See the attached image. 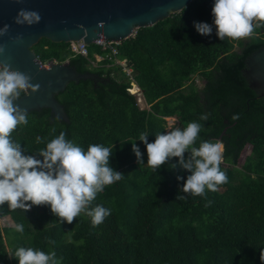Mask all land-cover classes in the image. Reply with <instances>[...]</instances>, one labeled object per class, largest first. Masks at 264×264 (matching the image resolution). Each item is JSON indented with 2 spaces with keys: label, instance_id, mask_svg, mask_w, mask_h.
I'll use <instances>...</instances> for the list:
<instances>
[{
  "label": "trees",
  "instance_id": "trees-1",
  "mask_svg": "<svg viewBox=\"0 0 264 264\" xmlns=\"http://www.w3.org/2000/svg\"><path fill=\"white\" fill-rule=\"evenodd\" d=\"M214 2L192 0L117 45V57L132 69L131 81L148 108H140L128 92L131 81L121 66L108 59L91 66L93 54L102 53L99 46L88 45L87 57L73 54L67 42L41 38L32 46L42 63L67 61L77 72L99 78L71 81L55 95L68 122L54 118L49 108L31 110L28 124L18 126L12 139L25 155L41 160L36 152L61 131L85 151L91 144H112L109 164L124 176L105 186L89 206L111 210L96 227L86 212L69 224L60 222L48 205L24 212L11 210L7 203L0 206V218L9 216L13 222L0 226V264H13L7 246L12 254L21 246L55 252L59 264H264V97L256 96L243 75L247 57L264 46V28L240 40H219L214 25L210 35H201L194 23H213ZM195 75L202 87L191 84L185 91ZM203 114L206 121L200 120ZM165 117H176L181 129L189 122L201 123L194 147L221 137V169L228 182L215 192L206 189L207 199L182 191L191 173L176 157L155 172L147 165L139 134L147 132L148 142H154L156 133H166ZM133 143L143 163H137ZM246 144L250 152L238 166ZM184 155L187 159L189 153ZM178 193L186 199H176ZM207 201L211 204L206 207ZM16 224L24 226L22 233Z\"/></svg>",
  "mask_w": 264,
  "mask_h": 264
},
{
  "label": "clouds",
  "instance_id": "clouds-1",
  "mask_svg": "<svg viewBox=\"0 0 264 264\" xmlns=\"http://www.w3.org/2000/svg\"><path fill=\"white\" fill-rule=\"evenodd\" d=\"M213 23H194L198 33L210 35L215 26L219 40L226 37L240 40L251 37L255 30L264 28V0H215L212 9ZM41 15L36 10L20 8L13 22L17 25L39 23ZM10 26L0 27V36L8 34ZM22 42V34L12 37ZM4 47L0 45V53ZM32 76L0 62V206L7 203L11 210L28 211L33 205H48L60 222L71 224L81 212L91 218L96 227L102 224L111 210L96 205L89 207L107 185L123 178V174L109 164L113 145L91 144L85 151L81 146L66 139L61 131L46 144V148L36 152L43 159L25 155L20 143L12 139V133L20 125L28 124V110L14 101L22 94L29 95L40 90L39 83H31ZM238 116H233L237 119ZM207 114L200 116L206 121ZM202 125L189 122L183 129L170 127L166 133L155 134L154 142H148V133L141 132L138 139L145 144L147 165L156 169L176 157L179 166L191 174L186 177L182 191L193 196L206 198V189L217 191L218 186L228 182L226 172L221 169L224 146L220 141H201L199 147L193 145L199 138ZM37 136L36 142L41 143ZM132 151L137 163H143L139 147L133 143ZM189 153L185 159V153ZM175 169L177 164L169 163ZM182 179L181 176L176 177ZM183 201L186 195L176 196ZM27 202V203H26ZM207 201L205 206H209ZM15 230L22 233L24 226L16 224ZM48 243L54 241L45 238ZM18 258V264H59L55 252H44L32 247H18L10 257ZM264 261V255L260 256Z\"/></svg>",
  "mask_w": 264,
  "mask_h": 264
},
{
  "label": "water",
  "instance_id": "water-1",
  "mask_svg": "<svg viewBox=\"0 0 264 264\" xmlns=\"http://www.w3.org/2000/svg\"><path fill=\"white\" fill-rule=\"evenodd\" d=\"M192 0H0V27L10 26L8 34L0 36V62L32 76L40 90L23 95L14 103L26 110L49 108L54 118L69 121L55 95L66 85L99 76L93 72L79 73L67 61H49L47 66L32 50L41 38L52 42L82 40L87 45L95 39L122 41L140 27L150 26L186 7ZM20 8L36 10L41 20L31 26L13 22ZM22 34V42L12 39ZM243 75L257 97H264V46L245 60Z\"/></svg>",
  "mask_w": 264,
  "mask_h": 264
},
{
  "label": "built area",
  "instance_id": "built-area-1",
  "mask_svg": "<svg viewBox=\"0 0 264 264\" xmlns=\"http://www.w3.org/2000/svg\"><path fill=\"white\" fill-rule=\"evenodd\" d=\"M135 32L136 31H134L131 36H134ZM119 42L120 41L107 39V38L95 39L93 41V44L99 46L101 48L102 53H94L93 54V58L90 59L89 61H90L91 66H96L104 59L111 60L113 62V64L121 66L122 71L124 72V74L127 77L130 78V81H131V79H132V77H131L132 69L127 66L125 59H119L117 57V54H118L117 45L119 44ZM69 48H70V51L73 54L82 55L84 57L88 56V53H89L88 45L82 40L69 42ZM48 62L42 63V64L44 66H47ZM131 85L132 86L135 85L137 87L138 91L140 92V94L142 95L139 87L133 81L130 82V87L127 88L129 93L134 95V93L131 91V87H132ZM165 119H167V121H168V117H165ZM174 125H175V123L172 122L171 127L174 126Z\"/></svg>",
  "mask_w": 264,
  "mask_h": 264
},
{
  "label": "rangeland",
  "instance_id": "rangeland-1",
  "mask_svg": "<svg viewBox=\"0 0 264 264\" xmlns=\"http://www.w3.org/2000/svg\"><path fill=\"white\" fill-rule=\"evenodd\" d=\"M115 65V64H113ZM117 66V65H115ZM126 76V75H125ZM193 84L197 89L201 88L202 87V81L200 80V78H198V76H193L189 82L186 84L184 90L185 91H188L189 88L188 86L190 87V85ZM132 86V85H131ZM140 89V88H139ZM141 91V90H140ZM142 93V91H141ZM131 94V93H130ZM135 98H136V101H137V104L139 105L140 108H148L149 106L145 103L144 99H143V96L140 94V92L138 91L136 94H134ZM166 120V132L167 130L171 127V124L172 122L175 123L173 127H176L178 125V120L176 119V117H168V121L167 119ZM250 149H251V146L249 144H246L243 148V150L241 151L240 155H239V158H238V166H240L243 161H244V158L247 154H249L250 152ZM222 190V189H221ZM0 226L1 227H4V226H13V222L12 220L10 219L9 216H5V217H2L0 218ZM6 241L8 242V238L6 237ZM7 244V243H6ZM7 251H8V254L9 256L12 254L11 252V247H8L7 246ZM13 264H18V258L16 257H13V260H12Z\"/></svg>",
  "mask_w": 264,
  "mask_h": 264
},
{
  "label": "bare ground",
  "instance_id": "bare-ground-1",
  "mask_svg": "<svg viewBox=\"0 0 264 264\" xmlns=\"http://www.w3.org/2000/svg\"><path fill=\"white\" fill-rule=\"evenodd\" d=\"M131 91H132L134 94H136L137 91H138V89H137V87L134 85V86L131 87Z\"/></svg>",
  "mask_w": 264,
  "mask_h": 264
},
{
  "label": "flooded vegetation",
  "instance_id": "flooded-vegetation-1",
  "mask_svg": "<svg viewBox=\"0 0 264 264\" xmlns=\"http://www.w3.org/2000/svg\"><path fill=\"white\" fill-rule=\"evenodd\" d=\"M222 133H221V135H222ZM217 141H220L223 144V142L221 141V137H218ZM223 146H224V144H223Z\"/></svg>",
  "mask_w": 264,
  "mask_h": 264
}]
</instances>
